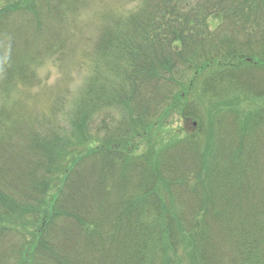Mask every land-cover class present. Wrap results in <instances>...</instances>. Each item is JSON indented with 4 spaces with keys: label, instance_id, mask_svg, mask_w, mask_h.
<instances>
[{
    "label": "trees",
    "instance_id": "1",
    "mask_svg": "<svg viewBox=\"0 0 264 264\" xmlns=\"http://www.w3.org/2000/svg\"><path fill=\"white\" fill-rule=\"evenodd\" d=\"M80 3L0 0V64L24 67L15 12L44 41ZM104 22L68 134L0 113V264H264V102L240 108L264 100V0H142ZM100 111L122 117L102 145ZM176 115L197 127L137 153Z\"/></svg>",
    "mask_w": 264,
    "mask_h": 264
},
{
    "label": "rangeland",
    "instance_id": "2",
    "mask_svg": "<svg viewBox=\"0 0 264 264\" xmlns=\"http://www.w3.org/2000/svg\"><path fill=\"white\" fill-rule=\"evenodd\" d=\"M141 2L142 0H81L77 10L66 12L65 9L63 14L55 15L51 30L53 37L49 40L48 34L44 41L33 37L37 32L34 31V27L27 25V16H23L24 14L19 11L15 12L12 18L19 23L12 27L10 36L18 35L24 41L17 46L18 51L22 50L25 53L20 55L24 67L22 69V63L17 65L21 71L17 70L18 76L15 77L14 73H8L0 64V113L3 109L7 110L8 107L17 105V109H12L13 118L24 115V120H31L36 117L37 121L33 122L36 123L44 116L54 126L57 123L60 128L67 127L65 131L68 134L72 127L70 117V113H73L72 108L82 97L88 77L94 71V60L98 57L97 44L105 34V18L130 15ZM133 3L135 9L129 7ZM62 9L64 8H58L57 12L61 13ZM217 24V21L211 20L213 29ZM4 29L5 27L0 28V36H3ZM28 76L29 79H25ZM262 102L264 100L251 98L241 103L240 108L244 113L255 111ZM111 113L116 116L115 119L109 112L100 111L96 116V125L99 129L94 130L96 127L90 129L94 136H97L98 145L106 141L107 131L105 132L102 127L110 126L115 130L122 120L119 111ZM37 126L40 129L48 127L38 123L32 125ZM196 127L194 119L185 120L176 115L169 125L170 131L154 130V134L139 140L141 142L137 153H148L149 149L155 153L154 151L160 149L162 145L164 147L169 144L171 137H182ZM12 135L16 138V133ZM4 143L5 140L0 141V156L3 155ZM14 151L15 149H12L8 153L13 154ZM21 222L28 224L29 219L24 218ZM28 226L26 225V228ZM12 243H16L14 235Z\"/></svg>",
    "mask_w": 264,
    "mask_h": 264
},
{
    "label": "clouds",
    "instance_id": "3",
    "mask_svg": "<svg viewBox=\"0 0 264 264\" xmlns=\"http://www.w3.org/2000/svg\"><path fill=\"white\" fill-rule=\"evenodd\" d=\"M129 7H130L131 9H135V4L133 3V4L129 5Z\"/></svg>",
    "mask_w": 264,
    "mask_h": 264
}]
</instances>
